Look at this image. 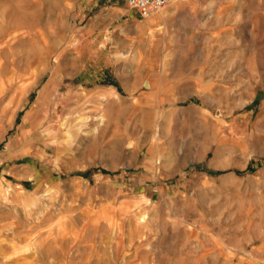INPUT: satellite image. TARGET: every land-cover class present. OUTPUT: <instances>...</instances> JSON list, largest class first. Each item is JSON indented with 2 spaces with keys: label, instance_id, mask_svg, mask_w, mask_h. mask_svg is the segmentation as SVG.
I'll use <instances>...</instances> for the list:
<instances>
[{
  "label": "rangeland",
  "instance_id": "1",
  "mask_svg": "<svg viewBox=\"0 0 264 264\" xmlns=\"http://www.w3.org/2000/svg\"><path fill=\"white\" fill-rule=\"evenodd\" d=\"M181 2L0 0V264H264V0Z\"/></svg>",
  "mask_w": 264,
  "mask_h": 264
},
{
  "label": "built area",
  "instance_id": "2",
  "mask_svg": "<svg viewBox=\"0 0 264 264\" xmlns=\"http://www.w3.org/2000/svg\"><path fill=\"white\" fill-rule=\"evenodd\" d=\"M178 0H127L128 8L137 12L139 17L147 18L154 12Z\"/></svg>",
  "mask_w": 264,
  "mask_h": 264
},
{
  "label": "crops",
  "instance_id": "3",
  "mask_svg": "<svg viewBox=\"0 0 264 264\" xmlns=\"http://www.w3.org/2000/svg\"><path fill=\"white\" fill-rule=\"evenodd\" d=\"M181 1H183V2H181V3H179L178 5H176L173 9H174V14L175 15H181V12H182V8L185 6V5H187V3L184 1V0H181ZM206 9V7H203L202 8V11H204ZM155 13V12H154ZM154 13H152L151 15H149L147 18H148V20L149 21H151V22H155V21H157V20H159V18H160V15H158V14H154ZM201 13H203V12H201ZM154 14V15H153Z\"/></svg>",
  "mask_w": 264,
  "mask_h": 264
},
{
  "label": "bare ground",
  "instance_id": "4",
  "mask_svg": "<svg viewBox=\"0 0 264 264\" xmlns=\"http://www.w3.org/2000/svg\"><path fill=\"white\" fill-rule=\"evenodd\" d=\"M25 12V11H24ZM36 14V13H35ZM21 16V15H20ZM31 16V15H30ZM32 17V16H31ZM26 19V16H24L23 15V19H19V20H14V22H13V26H21V25H23L24 26V24L26 25V22H24V21H26L25 20ZM32 20L30 21V25L31 26H33V25H35V24H37V22H38V19L36 18V16L34 17V19L33 18H31ZM29 28V27H28Z\"/></svg>",
  "mask_w": 264,
  "mask_h": 264
}]
</instances>
